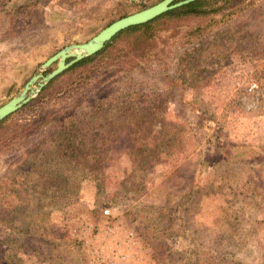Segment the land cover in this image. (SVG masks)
Returning <instances> with one entry per match:
<instances>
[{
    "label": "rangeland",
    "instance_id": "rangeland-1",
    "mask_svg": "<svg viewBox=\"0 0 264 264\" xmlns=\"http://www.w3.org/2000/svg\"><path fill=\"white\" fill-rule=\"evenodd\" d=\"M28 1L0 0V105L65 38L85 42L111 9L160 0H67L40 28L9 26ZM233 3L198 39L184 42L194 21L155 24L8 115L0 261L264 264V0Z\"/></svg>",
    "mask_w": 264,
    "mask_h": 264
},
{
    "label": "trees",
    "instance_id": "trees-1",
    "mask_svg": "<svg viewBox=\"0 0 264 264\" xmlns=\"http://www.w3.org/2000/svg\"><path fill=\"white\" fill-rule=\"evenodd\" d=\"M233 1L234 0H193L181 6L170 9L147 22L124 28L113 35L107 42H105L104 46L99 51L77 61L55 76L41 89L36 98L42 99L49 93L56 92V90L58 91L61 84H68L72 82L74 78L83 73V71H86L89 68L97 65L105 57L117 55L124 50H131L135 45L148 41L152 37L155 24L157 26L165 24L170 25L171 28H177L183 25V22L186 21L185 19L194 21L192 24L189 23V27L183 32V37L185 39L184 42L187 43L191 42L193 39H198L216 26L224 24L226 20L236 13L234 10H230L231 7L234 6ZM55 3L58 7L64 10H66V8L69 9L72 6L67 0H31L10 10L19 17V20L16 21L15 24L10 22L9 26H19L25 30L28 28H40L46 24L51 10L55 8L53 7ZM153 4L142 5L132 11H129L126 8H113L109 11L103 28L121 17L147 8ZM61 9L60 11H62ZM98 31H96L94 34H96ZM65 39L66 42L57 50L53 51L50 55H53L63 46L69 44V39ZM148 49L151 50L152 47H149ZM153 51L155 54H157V50ZM69 60L70 58L67 59V62ZM133 63L134 62L132 61L130 65H133ZM54 67L55 63H52L46 73L50 72L52 69H54ZM29 104H31V101L24 106ZM8 117L9 116L0 121V129H2V123ZM233 155V157L236 156L235 154ZM145 185L148 186L150 183L147 182ZM1 245L2 244H0V255L2 256L3 249ZM39 248L44 250L43 245L41 244L39 245ZM0 264L10 263L5 262L3 259L0 261Z\"/></svg>",
    "mask_w": 264,
    "mask_h": 264
},
{
    "label": "water",
    "instance_id": "water-1",
    "mask_svg": "<svg viewBox=\"0 0 264 264\" xmlns=\"http://www.w3.org/2000/svg\"><path fill=\"white\" fill-rule=\"evenodd\" d=\"M191 1L193 0H160L147 8L130 13L111 22L85 42L72 43L61 48L38 67L36 73L29 78L12 98L0 105V121L33 99L50 80L63 70L99 51L105 42L120 30L147 22L170 9ZM69 58L70 60L67 62ZM54 62H56V67L44 74L47 68Z\"/></svg>",
    "mask_w": 264,
    "mask_h": 264
},
{
    "label": "built area",
    "instance_id": "built-area-1",
    "mask_svg": "<svg viewBox=\"0 0 264 264\" xmlns=\"http://www.w3.org/2000/svg\"><path fill=\"white\" fill-rule=\"evenodd\" d=\"M256 87H257L256 83H251L250 86H249V89H253V88H256ZM103 213L105 215H109L110 214V210L109 209H104Z\"/></svg>",
    "mask_w": 264,
    "mask_h": 264
}]
</instances>
